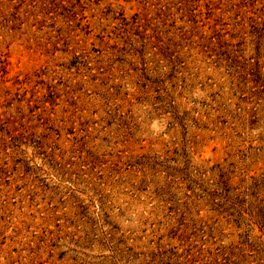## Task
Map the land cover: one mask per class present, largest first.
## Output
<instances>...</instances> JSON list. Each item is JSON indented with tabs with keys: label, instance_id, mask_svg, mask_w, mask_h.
I'll list each match as a JSON object with an SVG mask.
<instances>
[{
	"label": "rangeland",
	"instance_id": "374dc122",
	"mask_svg": "<svg viewBox=\"0 0 264 264\" xmlns=\"http://www.w3.org/2000/svg\"><path fill=\"white\" fill-rule=\"evenodd\" d=\"M0 264H264V0H0Z\"/></svg>",
	"mask_w": 264,
	"mask_h": 264
}]
</instances>
